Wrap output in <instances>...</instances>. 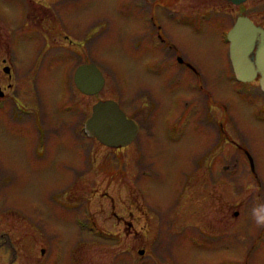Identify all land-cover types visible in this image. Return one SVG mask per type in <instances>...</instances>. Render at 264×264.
<instances>
[{
	"label": "rangeland",
	"instance_id": "1",
	"mask_svg": "<svg viewBox=\"0 0 264 264\" xmlns=\"http://www.w3.org/2000/svg\"><path fill=\"white\" fill-rule=\"evenodd\" d=\"M34 1L68 38L13 42L19 5L0 0V61L15 55L17 73L0 63L1 89L14 85L0 99V264H264V106L257 80L234 79L226 40L243 11L264 27V0ZM157 25L173 45L151 41ZM85 63L105 77L94 96L72 88ZM100 99L141 126L128 147L83 134ZM208 141L211 172L195 170Z\"/></svg>",
	"mask_w": 264,
	"mask_h": 264
},
{
	"label": "water",
	"instance_id": "2",
	"mask_svg": "<svg viewBox=\"0 0 264 264\" xmlns=\"http://www.w3.org/2000/svg\"><path fill=\"white\" fill-rule=\"evenodd\" d=\"M229 1L238 5L246 0ZM227 40L235 78L241 82L258 78L264 93V29L248 17L239 16L227 33ZM104 83L101 71L93 63L81 64L75 69L74 84L84 95L99 93ZM85 132L107 147L119 148L126 147L136 138L138 127L133 120L127 119L114 100H99L92 106V115L86 120Z\"/></svg>",
	"mask_w": 264,
	"mask_h": 264
},
{
	"label": "flooded vegetation",
	"instance_id": "3",
	"mask_svg": "<svg viewBox=\"0 0 264 264\" xmlns=\"http://www.w3.org/2000/svg\"><path fill=\"white\" fill-rule=\"evenodd\" d=\"M225 1H227V2H230V3H232L231 1H229V0H225ZM17 4L19 5V8H18V10H19V12H18V14L20 15V20H21V24L17 27V28H15V30L17 31V36L14 38V39H12V40H14L13 42H17V43H21V42H23V44H24V46L25 45H30V47L32 48V49H34L35 50V45H37V46H39V43L38 42H40V40H43V43H46L48 46H52V44L51 43H49L48 41H47V38H52V39H56V37H61V38H68V36L67 35H65L64 34V32L62 31V29H59V28H57V27H55L54 25H49V27L46 25V22H50V23H52L51 21H53L51 18H53L54 17V20H57L56 18H55V15H54V13H53V11H52V9H50L49 7H47L46 5H43V4H41V3H37V2H35L34 0H17ZM239 13V12H238ZM211 13L208 11V10H205V12L203 11V13H202V15H201V17L199 18V19H197L196 21V23H197V27L200 25V23H202V21H205V20H210V19H212V15L210 16V18H209V15H210ZM238 16H246L245 14H244V11L243 12H241L240 13V15H238ZM237 16V17H238ZM236 20V19H235ZM251 20V19H250ZM58 21V20H57ZM254 24H256L253 20H251ZM186 20H185V22H181V24L183 25V26H185L186 25ZM188 25L190 26V27H192L191 25H192V23H188ZM257 26H261L260 25V23H257L256 24ZM155 26V25H154ZM157 27V30H156V34H155V36L154 37H156L155 39L153 38L151 41H154V43H161V44H164L166 47L169 45V46H171V45H173L172 43H171V41L168 39V37L165 35V33H164V31L160 28V26L159 25H157L156 26ZM196 27V28H197ZM261 27H263V26H261ZM264 28V27H263ZM18 40V41H17ZM12 52H14V50H11V51H9L8 53H7V55H10L11 56V53ZM13 56V60H16L15 58H16V56L15 55H12ZM175 57V56H174ZM175 59H176V62L178 63V64H183L184 62L183 61H181V59H179L178 58V60H177V56L175 57ZM13 60H9L8 58L7 59H2L1 61H0V63H2V70H3V72L4 73H6L7 75H8V77L11 79V78H13L14 76H16V72L14 71V68L12 67V65H11V62H13ZM53 60V59H52ZM165 60H167V58H165ZM172 63H173V58L171 59V60H168L167 61V64H169V67H171L172 66ZM185 66L193 73V74H195L196 75V77H199L200 76V74H199V72H197V70H196V67H194L193 65H192V63H190V62H186V64H185ZM14 67H15V65H14ZM76 69V68H75ZM75 71V70H74ZM73 75H74V72H73ZM72 80H73V85H72V88L74 89V90H76L77 92H79L80 94H82L78 89H77V87L75 86V84H74V76L72 77ZM252 83H254V82H250L249 84H252ZM257 83H258V80H257ZM33 86H35V85H33ZM193 87V89L196 91V92H198V93H202L203 95H204V97H206V95H205V89L202 87V86H199L198 87V84H197V82L196 81H194L193 83H191V85H190V87ZM14 88V85H12V84H9L8 85V87H6V89L8 90V89H13ZM35 88V87H34ZM6 89L5 90H2L1 89V87H0V99H3L4 100V98H6V95H7V92H6ZM255 89V92L254 93H251V95H252V98H254V97H258L259 99H261L262 100V103H263V106H264V94H263V92L261 91V89H260V87H259V84H258V86H256V88H254ZM35 90V89H34ZM5 91V92H4ZM254 91V90H253ZM35 92V91H34ZM82 95H84V94H82ZM86 96V95H85ZM204 97H202V100L203 101H207L204 105H205V110L207 111V114H208V106L209 105H206V104H209V102H208V98L206 97V99L204 98ZM101 100V99H100ZM13 104L15 105V107H22L23 105H22V103H15V102H13ZM200 108V109H202L203 107L199 104V103H196V109L197 108ZM210 107V106H209ZM211 108V107H210ZM23 112L26 114V115H30L31 114V112L30 111H26V110H23ZM127 116V115H126ZM34 117H37L36 115L34 116ZM129 119H130V117L129 116H127ZM205 120H206V124L205 125H208L209 123V115L208 116H206V118H205ZM24 121V120H23ZM22 121V122H23ZM176 121V120H175ZM202 121V120H201ZM22 122L21 121H17L16 122V126H21V124H22ZM137 123V122H136ZM42 124V123H41ZM224 124L225 123H221V125H220V127L222 128V130L224 131ZM36 126H37V128H35V124H33V127L35 128V131H37L36 129H39V131H42V132H44V128H43V126H42V128H41V126L36 122ZM179 126L180 127H182V123H179ZM138 127H139V132L141 131V126L138 124ZM185 126H183V128H184ZM184 131V130H183ZM183 131H181V132H177L175 129L173 130V133H171V130H169V132L166 134V136H164L163 135V137H169L170 139H174V138H176L177 136H181L182 137V135H183ZM71 132L73 133L72 135H70L69 136V139L68 140H71L72 142H75V141H77V139H79L80 138V136L78 135V134H75V129L73 128L72 130H71ZM139 136V133H138V135H137V137ZM46 137V136H45ZM137 137H136V139H137ZM43 140H44V138L43 137H41ZM135 139V140H136ZM200 139H202L201 137H200ZM95 140V139H94ZM134 140V141H135ZM97 143H99L97 140H95ZM133 141V142H134ZM200 143H201V141H199ZM209 142H211V141H208V142H206V145H205V151L202 153V156L201 157H199V160L201 159V158H203L204 156H203V154H207V156L206 157H204L205 158V160H204V164L202 163V162H199V160H198V162H197V164H196V166H195V170L199 167V170L201 169L200 168V165H203V166H205L206 167V170L208 171V172H211V170H210V168H211V160H212V155H211V152H212V145H209L208 143ZM100 144V143H99ZM131 144V143H130ZM102 146H104L105 147V145H102ZM129 146V145H128ZM128 146H126V147H128ZM126 147H120V148H110V149H114V150H119V149H122V148H126ZM106 148H109V147H106ZM196 148H198V149H200V150H203V147L199 144ZM208 153H209V155H208ZM246 155H247V153H246ZM250 158V157H249ZM233 159H235L234 157H233ZM232 159V160H233ZM225 161L227 162L226 164H223V166H222V168H223V170H225V169H228L229 168V161H231V159L229 158V157H227V156H225ZM235 162V161H234ZM197 165H199L198 167H197ZM250 165H251V163H250ZM251 169L253 170V167H251Z\"/></svg>",
	"mask_w": 264,
	"mask_h": 264
}]
</instances>
